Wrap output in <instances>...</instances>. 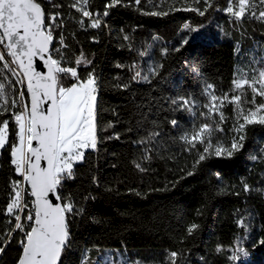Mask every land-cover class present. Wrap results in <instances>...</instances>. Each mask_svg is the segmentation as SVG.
Segmentation results:
<instances>
[{
	"label": "trees",
	"instance_id": "16d2710c",
	"mask_svg": "<svg viewBox=\"0 0 264 264\" xmlns=\"http://www.w3.org/2000/svg\"><path fill=\"white\" fill-rule=\"evenodd\" d=\"M36 2L45 13L44 28L51 25L52 40L61 37L66 45L61 66L77 67L81 79L93 73L98 85L97 148L85 152V160L74 165V178L58 190L64 198L60 203L82 209L69 217L71 246L62 264H81L84 255L89 264L105 249L144 263L170 264L169 253L177 252V264H264V125L247 124L236 132L244 121L228 104L216 124L217 137L230 148L234 137L243 136V148L230 158L213 155L197 163L204 146L197 143L189 150L181 139L188 112L171 103L180 98L201 102L207 85L215 94H238L232 91L237 61L255 39L264 42V21H230L223 11L228 0H211L214 6L204 15L185 10L204 8L192 0H121L107 16L109 0H89L85 7L93 17L71 7L74 0ZM93 18L100 19V27L89 25ZM81 52L91 63L75 64ZM137 71L148 80H134ZM0 72L8 77L6 84L13 81L1 62ZM73 82L63 78L64 86ZM6 94L16 99L15 87ZM244 97H252L247 85ZM256 103H264V97L257 95ZM241 107L246 111L253 105L242 102ZM16 112L17 106L0 115L9 120L13 143ZM154 132L159 135L151 143H138ZM145 147L151 149L148 160L143 159ZM10 151L9 146L0 149V239L5 241L12 220L4 209L20 177ZM192 225L197 227L189 234ZM8 240L0 264H16L20 254L15 235ZM238 240L249 255L235 252L241 259L232 261L230 249Z\"/></svg>",
	"mask_w": 264,
	"mask_h": 264
},
{
	"label": "snow or ice",
	"instance_id": "6c2138e0",
	"mask_svg": "<svg viewBox=\"0 0 264 264\" xmlns=\"http://www.w3.org/2000/svg\"><path fill=\"white\" fill-rule=\"evenodd\" d=\"M88 2L89 0H82V2L74 0L71 7L82 11L84 17H93V13L85 7ZM135 2L139 4L140 0H135ZM192 2L195 5L202 3L204 8L189 7L185 10L196 11L200 15H204L209 7L214 6L211 0H192ZM119 3L121 0H109L103 15L107 16V9ZM223 11L234 17L237 22L247 18L264 21V0H228V6ZM162 14L167 15V13ZM58 15L59 13L56 14ZM56 16L49 19L54 23ZM44 25L45 13L41 4L36 0H0V48L6 50L0 51V62H2V68L15 77L14 81L6 84L4 81L8 80V77L0 72V99L3 100V105H0V115L17 106L18 100L6 93L15 84H23L24 78L27 80V92L31 96L30 111L27 105L23 104L24 111L14 114L18 125L15 143L7 135L9 120H0V149L6 146L11 148L10 157L14 170L28 182L31 189L30 195L35 198L33 207L28 209V203L24 200V192L19 188L21 182H13L14 194L10 195L4 212L7 215H14L16 210L28 209L24 221L31 222L25 225L20 215H14V229L10 230L9 235L14 230L24 233L23 239L19 241L21 251L16 264H62L63 253L71 246L69 217L82 209H77L70 201L53 203L49 196L50 194L55 196L57 201L64 200L58 194L59 188L63 186L64 181L74 178V165L85 160V152L88 149L97 148L99 139L96 96L98 85L95 75L90 72L86 78L81 79L77 67H63L60 60L53 59L51 55L45 60L46 74L36 71L33 67V57L40 54L43 58V54L48 52L53 39L51 25L48 26L47 32L42 30ZM91 26L100 27V19L93 18ZM188 27L185 25V28ZM183 43L187 44L188 41L184 40ZM61 44L63 45V39H61ZM55 51L60 54L59 49ZM6 56L11 57V61H8ZM61 59H63L62 55ZM89 63L91 61L87 60L83 52L75 60L77 66ZM254 72L256 74L250 78L241 74L233 79L232 91L238 94L233 95L231 99L227 93L223 96L209 93L210 104L204 105L209 109L208 114H210L214 108H217L215 102L218 100L221 106L225 100L229 103L235 102L238 109L237 115L242 116L244 121L235 129L236 132H241L247 124L264 125V114H261L264 112V103H256L257 95L264 97V70H254ZM63 78L72 79L74 82L69 86H64ZM133 79L148 80V76H141L137 71ZM245 85L252 91L251 100L244 97ZM118 87L126 88L127 85H118ZM211 88L212 85L206 86V89ZM24 97L25 93L20 91L19 100L22 101ZM242 97H244L243 101ZM181 100L183 103L180 102ZM242 102L253 105V108L245 111L241 107ZM171 103L191 110L190 101L187 99L180 98ZM45 104L48 106L42 107ZM201 115H206V113H201ZM220 115L222 120L223 113ZM171 124L175 127L178 121L173 120ZM210 129L209 124H203L191 136L186 133L181 137L191 146L189 150L195 149L197 143L204 146L203 151L199 153L197 163L213 155L216 158L224 156L230 158L234 152L243 148L241 143L243 136L234 137L230 148H224L218 141L214 145L212 137L215 130ZM158 135L159 133H150L147 140H141L138 143H151ZM116 138L118 139L119 136L117 135ZM33 141L38 143L37 147H33ZM150 151V148L145 147L144 160L150 158L148 155ZM41 161H46L47 166L42 167ZM135 167L141 172L146 171L140 163H135ZM244 190L249 191L247 184L244 185ZM238 223L244 226L243 221ZM196 227V225L190 226L189 234ZM10 243V240L0 239V257L6 252ZM260 243L264 244V241ZM216 251L221 252L222 247L218 245ZM237 251L245 258L249 255L244 247H239ZM179 255L177 252L169 253L170 264H177L176 258ZM241 255L230 254L229 259L239 261Z\"/></svg>",
	"mask_w": 264,
	"mask_h": 264
},
{
	"label": "rangeland",
	"instance_id": "374dc122",
	"mask_svg": "<svg viewBox=\"0 0 264 264\" xmlns=\"http://www.w3.org/2000/svg\"><path fill=\"white\" fill-rule=\"evenodd\" d=\"M224 13L226 12L224 11ZM226 14L228 15V19L230 21L234 20V17H232L228 13ZM91 24H92V20L90 21L89 25L91 26ZM254 70H264V42H261L257 39L253 41L251 47H248L246 50L241 52V55L239 56V60L237 61L236 77H238L241 74H244L246 77L250 78L252 75L256 74ZM257 87H259V85H257ZM209 93L215 94L213 91H211V89H205L204 100L201 102L195 101L193 99H187L190 101L191 110H188L187 107L181 108L186 110L189 115L188 116L189 125L186 127L184 135L188 133L191 136L192 134H194L195 131L199 130L201 125L209 124L211 126V129L215 130L212 137L213 144L215 145L218 141L224 148H228L227 146L228 142L226 140H222L219 137H217L218 134L216 130V124L224 119L223 108H225L228 104H234L235 106L236 104L235 102L229 103L228 100H225L223 105L221 106L220 101L218 100L215 102L217 108H214L212 112L208 114L209 109L205 108L204 105L210 104ZM216 95L223 96V94H216ZM228 96L229 99H231L233 95L228 94ZM180 102L183 103L182 100ZM201 113H206V115H201ZM221 113H223L222 120L220 115ZM239 247H243L241 240H238L235 246L232 249H230L231 253L234 254L235 252H238L237 249ZM85 261H86V256L84 255L82 257L81 264H85ZM89 264H164V263H144L139 258L129 259L128 255L125 252H122L118 249H105L99 255H97L96 258Z\"/></svg>",
	"mask_w": 264,
	"mask_h": 264
},
{
	"label": "built area",
	"instance_id": "2783aa9c",
	"mask_svg": "<svg viewBox=\"0 0 264 264\" xmlns=\"http://www.w3.org/2000/svg\"><path fill=\"white\" fill-rule=\"evenodd\" d=\"M44 31L47 32L48 29L44 28ZM61 39H62L61 37H57L54 41L52 40L51 46H50V49H49V52H48V54L51 55L53 59H58V60H60V62L62 61L61 55H62V48L64 47V42H63V45H62L61 44ZM56 49L60 50V54H57V52L55 51ZM0 51H6V50L3 49V48H0ZM6 59L8 61H11V57H9V56H6ZM1 64H2V62H1ZM13 67H15V65H13ZM11 79L14 81L15 77L11 76ZM14 87H15V90H16V99L18 100L17 112L16 113H19V112L24 111V108L22 107L23 104H26L27 108H28V98H27V94H26L25 83H23V84H15ZM20 91H23L25 93V97H24V99L22 101L19 100V98H18V93ZM12 118H13L14 123H16V121L14 119V115L12 116ZM17 181L21 182L20 185H19V188H20V190H22L24 192V200L28 203V209H31L33 207L34 198L30 195V190L31 189L29 188L28 182L25 181L22 176H20ZM12 194H14L13 184H12ZM28 209H25L24 211L16 210V212L14 213V215L18 214V215L21 216L22 222H24L25 225H27L28 223H31V222L24 221V217H25ZM14 215H9L11 217V220H12V227H11L10 230L14 229V223H15ZM26 230H27V228H26ZM9 232H8L6 241L11 236L15 235L16 242H17L18 246L21 248L19 241L23 239L24 233L22 231H20V230H14V231H12V234L9 235Z\"/></svg>",
	"mask_w": 264,
	"mask_h": 264
},
{
	"label": "water",
	"instance_id": "95a60500",
	"mask_svg": "<svg viewBox=\"0 0 264 264\" xmlns=\"http://www.w3.org/2000/svg\"><path fill=\"white\" fill-rule=\"evenodd\" d=\"M42 30H44V26L42 28ZM50 46H51V43L49 45V49H50ZM49 52V50H48ZM48 52H45L43 54V58L41 57L40 54L36 55L33 57V67L36 71L42 73V74H46L47 73V65L45 64V60H47L49 54ZM24 83H25V88H26V94H27V98H28V109L30 111V108H31V96H30V93L27 92V80L26 78H24ZM50 103V102H49ZM48 105L45 104V105H42V107L46 108ZM38 146V143L36 141H33V147H37ZM41 166L42 167H46V161H41ZM29 185V184H28ZM29 188H30V185H29ZM34 198V197H33ZM35 199V198H34ZM49 199L53 202V203H60V201H57L55 199V196L51 195L49 196Z\"/></svg>",
	"mask_w": 264,
	"mask_h": 264
}]
</instances>
